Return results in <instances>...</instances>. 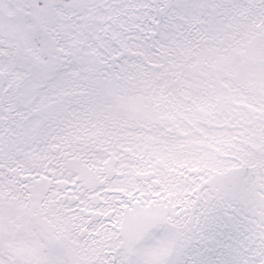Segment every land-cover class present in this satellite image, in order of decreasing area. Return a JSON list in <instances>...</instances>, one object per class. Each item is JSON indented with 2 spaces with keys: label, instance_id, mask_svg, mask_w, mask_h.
Segmentation results:
<instances>
[{
  "label": "snow or ice",
  "instance_id": "snow-or-ice-1",
  "mask_svg": "<svg viewBox=\"0 0 264 264\" xmlns=\"http://www.w3.org/2000/svg\"><path fill=\"white\" fill-rule=\"evenodd\" d=\"M0 264H264V0H0Z\"/></svg>",
  "mask_w": 264,
  "mask_h": 264
}]
</instances>
